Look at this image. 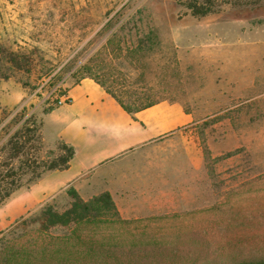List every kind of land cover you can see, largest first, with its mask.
Segmentation results:
<instances>
[{"label":"rangeland","instance_id":"rangeland-1","mask_svg":"<svg viewBox=\"0 0 264 264\" xmlns=\"http://www.w3.org/2000/svg\"><path fill=\"white\" fill-rule=\"evenodd\" d=\"M214 1L217 11L199 17L186 0H0V158L15 113L25 107L40 117L88 68L105 70L118 91L148 89L159 93L154 99L179 101L194 118L126 161L127 190L108 191L129 221L77 235L65 226L43 229L41 210L65 209L67 187L15 219L0 216V264L264 257V0ZM150 29L159 43L147 58H133L125 47ZM114 31L112 43L124 50L109 44ZM9 52L19 62L7 61ZM105 186L78 192L89 199Z\"/></svg>","mask_w":264,"mask_h":264},{"label":"crops","instance_id":"crops-1","mask_svg":"<svg viewBox=\"0 0 264 264\" xmlns=\"http://www.w3.org/2000/svg\"><path fill=\"white\" fill-rule=\"evenodd\" d=\"M70 102L44 114L42 133L47 147L58 140L75 147L68 168L51 170L30 188L0 207V216L15 219L56 193L74 186L87 190H127L125 163L132 153L193 123V115L179 101L162 100L134 114L127 112L92 77H82L67 88ZM108 177V178H105Z\"/></svg>","mask_w":264,"mask_h":264},{"label":"trees","instance_id":"trees-1","mask_svg":"<svg viewBox=\"0 0 264 264\" xmlns=\"http://www.w3.org/2000/svg\"><path fill=\"white\" fill-rule=\"evenodd\" d=\"M233 2L231 1V3ZM256 4L257 2L254 0L244 2V5L249 6ZM185 5L192 15L199 17L217 11V4L214 0H186ZM116 35L117 32L114 31L108 39L109 44L113 45L112 49L115 47L117 50H124L118 41L112 43ZM137 41L132 46L127 45L125 49L133 58L140 56L139 59H145L147 53L152 51L155 44L159 43V35L155 30L150 29L143 36H140ZM0 50H2L1 45ZM5 57L7 61L19 62L13 52H9ZM96 71L94 72L92 68H88L83 77L89 76L95 79L131 114L159 101L167 100L165 98L154 99L153 97H157L159 93L153 90L149 91L146 88V90L140 92L118 91L113 87V84L107 83L108 78L105 70L99 69V71ZM148 87L153 88V86ZM55 92L57 90H54L50 95ZM59 92L60 94L56 96L54 102L43 110L40 117L34 112L27 111L25 107L15 113L13 119L17 123V127L11 132L1 148L3 155L0 158V206L20 190L30 188L45 173L69 167L76 152L75 147L66 143L63 139L58 140L54 147H47L42 133L44 114L59 106V96L66 93L67 90H59ZM44 150L45 154L43 155ZM66 193L71 200L65 209L59 210L54 204H46L41 210L40 220L43 229L65 226L72 229L73 235H77L83 228L103 221H129L121 216L113 195L108 190L89 199H84L72 185L66 189ZM80 237L82 236L80 235ZM90 245H93V243L90 242ZM9 246L8 243L6 245L3 243V247ZM233 264H264V257L241 258Z\"/></svg>","mask_w":264,"mask_h":264},{"label":"built area","instance_id":"built-area-1","mask_svg":"<svg viewBox=\"0 0 264 264\" xmlns=\"http://www.w3.org/2000/svg\"><path fill=\"white\" fill-rule=\"evenodd\" d=\"M54 90H56V88H54L50 93H52ZM69 102H70V98L67 96V92L59 96V100H58L59 105L66 104Z\"/></svg>","mask_w":264,"mask_h":264}]
</instances>
